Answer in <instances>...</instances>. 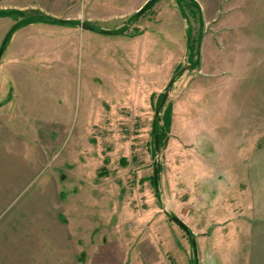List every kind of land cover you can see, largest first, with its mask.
Returning a JSON list of instances; mask_svg holds the SVG:
<instances>
[{
  "label": "rangeland",
  "instance_id": "obj_1",
  "mask_svg": "<svg viewBox=\"0 0 264 264\" xmlns=\"http://www.w3.org/2000/svg\"><path fill=\"white\" fill-rule=\"evenodd\" d=\"M102 12L106 16L87 23L94 30L74 25L79 31L69 34L32 27L29 36L40 34V43L31 45L46 53L31 58V68L63 73L56 85L59 114L68 127L59 148L67 162L64 176L88 182L90 215L82 225L90 228V244L83 233L79 264L97 247L118 242L124 250L137 249L138 264L144 250L165 264H242L241 258L260 249L257 256H263L264 233L257 234L259 248L249 242L259 220L255 215L263 213L258 205L264 199L262 74H256L255 84L233 75L230 82L231 74H225L222 90L216 74L203 70L204 62L193 68L187 47L200 25L188 1L159 0L141 15L126 17L130 35L98 32L124 24L109 17L112 10ZM11 25L0 20V45ZM173 79L157 118L165 125L162 116L171 108V123L156 153V103ZM42 108L43 116H52L51 106ZM28 123L31 129L36 121ZM155 167L161 168L158 189L151 181Z\"/></svg>",
  "mask_w": 264,
  "mask_h": 264
},
{
  "label": "crops",
  "instance_id": "obj_2",
  "mask_svg": "<svg viewBox=\"0 0 264 264\" xmlns=\"http://www.w3.org/2000/svg\"><path fill=\"white\" fill-rule=\"evenodd\" d=\"M147 1L0 0V9H34L80 23L97 22L105 15L102 10L110 9L109 17L125 23V18L133 17ZM193 1L204 22L200 65L204 62L207 67L203 70L216 74V84H221L222 90L228 83L225 74H231L230 82L236 76L247 84H255L256 74H262L264 84V0ZM119 3L125 5L119 7ZM1 19L10 20L12 25L17 22L11 16ZM32 27L40 32L49 28L65 29L69 34L79 31L71 24L27 25L13 34L0 56V264H79L81 235H88L90 229L82 225L90 215L88 182L77 176L70 180L67 173L64 176L67 162L59 155V148L68 127L59 114L61 92L56 85L63 73L54 68L51 72L39 66L31 68V58L46 55L41 49H33L36 46L31 44H39L42 36L30 38ZM44 104L51 106V117L42 115ZM31 118L36 123L30 129ZM262 200L258 205L263 213L255 215L259 220L249 241H256L254 248L262 243L257 234L264 233ZM89 239L88 235L90 244ZM106 244L97 247L96 254L91 253L83 264H138L137 249L124 250L120 242ZM260 250L244 261L241 258L242 264H264V255L257 256ZM142 253L143 264H165L145 250Z\"/></svg>",
  "mask_w": 264,
  "mask_h": 264
},
{
  "label": "trees",
  "instance_id": "obj_3",
  "mask_svg": "<svg viewBox=\"0 0 264 264\" xmlns=\"http://www.w3.org/2000/svg\"><path fill=\"white\" fill-rule=\"evenodd\" d=\"M159 1V0H155L149 7H153L154 4ZM182 1V0H181ZM185 1H190L189 3L191 4L192 7L195 8L196 12H197V16H198V22L200 25V31L198 34L197 38L192 37L191 35L188 41V57L190 59L191 62V66L193 68L198 67V65L200 64V48H201V41H202V37L204 34V22H203V18H202V14H201V10L198 6V4L193 1V0H185ZM182 13L184 14V17L187 19H189V17L187 16L186 12L184 11V9H182ZM18 14L20 15L21 19L17 20V22L15 24L12 25V27L9 29V31L6 33L4 40H3V44L1 48H5L8 44V42L10 41L11 37L13 36V34L18 31L20 28L27 26V25H32V24H39V23H48V24H71V25H79L80 22L76 21V20H61L58 18H54L51 17L49 15H46L44 13H42L41 11L37 10V11H32V14L27 15L26 12L23 11H19V10H2L0 9V17H6V16H12ZM137 13L132 17H137ZM189 21V20H188ZM131 25L130 23H124L122 26L111 30V34L113 35H130L128 33L129 31V26ZM98 32H102L101 29L97 30ZM163 94H160L156 103V108L157 106H159L161 104V100L163 97ZM172 110L171 108H166L164 111V114L162 116V119L165 120V125L163 124V126L160 125V120L157 119L155 120V122L153 123V134L155 135V133L159 134V141L160 144L163 143L164 141V136H165V131L166 129L170 126L171 120H170V116H171ZM165 130V131H164ZM154 143H155V138H154ZM154 152L157 153L156 151V147L154 145ZM160 167H158V173H160ZM152 183L154 185V174L152 175ZM156 193L158 194V192L156 191ZM192 235V232L191 234ZM196 249V246L194 247ZM193 264H197V260H195V263Z\"/></svg>",
  "mask_w": 264,
  "mask_h": 264
},
{
  "label": "water",
  "instance_id": "obj_4",
  "mask_svg": "<svg viewBox=\"0 0 264 264\" xmlns=\"http://www.w3.org/2000/svg\"><path fill=\"white\" fill-rule=\"evenodd\" d=\"M155 0H149L147 1L144 6H142L138 11H137V15H141L143 12H145L148 7L154 2ZM79 26L86 28V29H90V30H94V28L92 26H90L87 23H80ZM103 33L106 34H110L111 31L110 30H103ZM3 52V48H1L0 50V56L2 55ZM175 79H173L171 81V83L169 84L168 88L165 90L162 100H161V104L156 108V115H155V119H157L159 117L160 114V109L163 106V104L166 101V98L169 94V90H170V86L174 83ZM154 119V122H155ZM155 146H156V150H159V136L157 133H155ZM154 185L156 187V189H158V171H157V167H155L154 170ZM172 220L174 222H176L181 228H183L185 230L186 233L190 234L191 230L189 229V227L177 216H171ZM191 242L193 243V246H196V239L195 238H191Z\"/></svg>",
  "mask_w": 264,
  "mask_h": 264
},
{
  "label": "flooded vegetation",
  "instance_id": "obj_5",
  "mask_svg": "<svg viewBox=\"0 0 264 264\" xmlns=\"http://www.w3.org/2000/svg\"><path fill=\"white\" fill-rule=\"evenodd\" d=\"M190 235V234H189Z\"/></svg>",
  "mask_w": 264,
  "mask_h": 264
}]
</instances>
